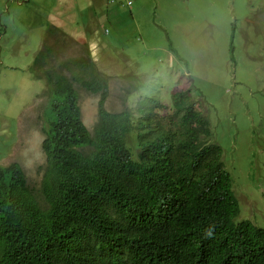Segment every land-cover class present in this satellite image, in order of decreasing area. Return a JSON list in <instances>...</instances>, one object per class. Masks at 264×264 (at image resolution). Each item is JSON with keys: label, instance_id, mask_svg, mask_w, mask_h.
<instances>
[{"label": "trees", "instance_id": "obj_1", "mask_svg": "<svg viewBox=\"0 0 264 264\" xmlns=\"http://www.w3.org/2000/svg\"><path fill=\"white\" fill-rule=\"evenodd\" d=\"M49 46L57 56L45 42L28 67L45 83V165L37 190L17 162L0 167V264H264V227L237 220L222 148L187 95L164 118L100 104L90 137L73 84L106 93V80L73 61L68 82Z\"/></svg>", "mask_w": 264, "mask_h": 264}, {"label": "rangeland", "instance_id": "obj_2", "mask_svg": "<svg viewBox=\"0 0 264 264\" xmlns=\"http://www.w3.org/2000/svg\"><path fill=\"white\" fill-rule=\"evenodd\" d=\"M51 25L67 32L44 40L56 45L53 65L89 58L92 38L115 60L99 46L91 51L107 77L111 111L136 98L126 92L129 74L154 100L189 88L222 148L239 198L237 220L264 227V0H0V167L17 162L36 190L47 102L40 95L44 81L33 79L28 67ZM96 102L82 93L89 127Z\"/></svg>", "mask_w": 264, "mask_h": 264}, {"label": "clouds", "instance_id": "obj_3", "mask_svg": "<svg viewBox=\"0 0 264 264\" xmlns=\"http://www.w3.org/2000/svg\"><path fill=\"white\" fill-rule=\"evenodd\" d=\"M126 6L130 7L131 5V2L130 1H127ZM68 25V22L66 23L65 27ZM47 29H51L54 33H49L47 32ZM44 32V38H43V42H42V45L43 43L46 42V45L50 44V43H54V42H47V41H44L46 36L47 35H55L56 33H58L57 31L59 32H64V33H67L65 32L64 30H62V28H60V26H57V25H51L47 28ZM57 30V31H56ZM108 33V30L105 29L104 30V34H107ZM93 44V46H92ZM41 45V47H42ZM88 49H87V54L89 56V58L83 60V59H79L77 60L76 57L75 58H64V59H60V60H65V61H68V62H73L75 61L76 63H79V64H88L90 66V72L91 74H95V73H101L102 74V79L103 80H106V83H107V77L106 75L102 72V70L97 66L96 64V60L93 58V54H91V51H94V49H96L97 51H99L98 49V44L93 40H91V42L89 43L88 45ZM40 47V48H41ZM51 47V46H49ZM99 48L101 49V52H102V55H104L106 58H109L111 59L113 62L115 61L112 56L104 50V48L101 46H99ZM54 53H55V50L51 47V59L54 58ZM60 60L57 61V65L61 64ZM75 64L72 63V68H70L69 70H62V73L63 74L62 76L65 77L68 82H71L72 81V78L73 76H80L79 73L76 72V67L74 66ZM54 66V69H59V68H56V64L53 65ZM51 67V66H50ZM125 76V75H123ZM127 79L125 78V80L129 81V87H130V90L134 91V93H136V98L134 99V101L132 102V105L131 106H125L124 108L118 110V111H111L109 110L107 107H106V100H107V91H108V85H107V88H106V93L104 92H95V91H92V90H89L87 91L85 88H83L81 85L77 84V83H74L73 86L74 88L77 90V93H78V100L76 101V106L79 108V111H80V114H79V118H80V122L81 124L83 125V127L86 128V130L89 132L90 134V137H93L94 135V126L96 125L97 121H98V108L100 106V104L103 105L104 109L109 111V112H112V113H116V112H119L125 108H128L127 109V113L129 115H132V117L135 119L139 117V115L142 113L141 112V108L144 107L145 108V113H147V110H150L153 114L155 115H158L157 118H160V117H166L168 116L169 114H171L172 110H173V107H172V102H173V95L174 94H179V93H184L187 95V101L189 103H191V106L194 110L198 111L203 117H205L199 110L198 108L196 107V103L191 99V96H190V89L189 88H185L184 90L182 91H174L175 89H172L169 93V96L166 100H154V98H147L145 95H140V92L138 91L137 89V85H136V77H135V74H129L126 76ZM85 79V78H84ZM178 83L175 84V86L177 85ZM86 93V94H89L91 96H97V102H96V106H95V111H96V116L94 117V120L91 124V126L89 127L86 122L84 121V118L81 114V96H82V93ZM105 94V98H104V101L102 102V96ZM139 100V103L136 104V100ZM152 102H155V103H159L161 105L164 106L163 109L161 108H151V106L153 105ZM141 105L142 107L139 109L138 106ZM42 112V111H41ZM131 114H130V113ZM42 115V114H41ZM207 119V118H206ZM41 121L42 118H41ZM208 122V121H207ZM43 124H41L40 126V131H41V127H42ZM208 127H209V123H208ZM210 129V127H209ZM211 131V130H210ZM212 132V131H211ZM41 143V141H40ZM41 148V147H40ZM42 151V150H41ZM43 153V152H42ZM44 155V153H43ZM133 158H135V155L133 154ZM44 165H45V156H44ZM43 165V167H44ZM43 167H42V172H43ZM42 178V177H41ZM41 182V181H40ZM40 186V185H39Z\"/></svg>", "mask_w": 264, "mask_h": 264}]
</instances>
